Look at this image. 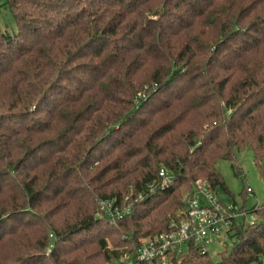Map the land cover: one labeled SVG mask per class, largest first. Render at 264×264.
Here are the masks:
<instances>
[{
    "label": "trees",
    "instance_id": "obj_1",
    "mask_svg": "<svg viewBox=\"0 0 264 264\" xmlns=\"http://www.w3.org/2000/svg\"><path fill=\"white\" fill-rule=\"evenodd\" d=\"M5 2L17 30L0 27V264L133 253L182 212L179 187L227 191L216 163L244 148L264 180V0ZM129 186L144 196L131 213L95 216ZM261 204L253 224H230L219 261L191 244L171 263L264 264Z\"/></svg>",
    "mask_w": 264,
    "mask_h": 264
},
{
    "label": "built area",
    "instance_id": "obj_2",
    "mask_svg": "<svg viewBox=\"0 0 264 264\" xmlns=\"http://www.w3.org/2000/svg\"><path fill=\"white\" fill-rule=\"evenodd\" d=\"M173 183V173L161 166L157 172L156 187L163 191ZM156 187L152 186L149 190L154 191ZM246 191L247 194L253 192L250 186ZM262 191L264 192V186ZM143 198L142 193H134L133 188L129 186V192L122 196L99 199L95 216L105 215L111 219H120L131 213ZM182 202V212L169 221L165 231L138 237L133 253H125L116 260V264H172V256L187 252L191 244L205 251L206 244L218 239L220 233L227 230L233 221H245L248 216L247 223L251 225L257 219L254 211H245L238 204L223 203L204 179L196 180L192 191L186 193ZM261 206L263 205L257 203L253 210ZM260 261L264 263V254Z\"/></svg>",
    "mask_w": 264,
    "mask_h": 264
},
{
    "label": "rangeland",
    "instance_id": "obj_3",
    "mask_svg": "<svg viewBox=\"0 0 264 264\" xmlns=\"http://www.w3.org/2000/svg\"><path fill=\"white\" fill-rule=\"evenodd\" d=\"M0 27L2 31L7 32L10 35H13L16 30V23L14 18L6 5L5 0H0ZM148 85H145L137 94L135 98V102L140 103L144 101L148 97ZM156 99V95H153L150 101L145 105L141 116H143L148 108L149 104L152 100ZM45 114V108L42 109L38 118H42ZM109 143L103 144L98 147L95 155H98L105 148L109 147ZM236 160L230 162L228 160H220L216 163V168L220 173L224 183L226 190L217 187L215 192L220 200L226 205H231L234 201L236 204L242 205L243 196L242 192L244 187L250 186L253 190V194L246 197L244 210H249L253 205L259 203H264V192L262 191V187L264 186V180L259 176V172L254 164V159L252 152L249 148H244L238 152H236ZM264 165V162H263ZM187 190L183 186L179 187L177 194L179 198H182L186 195ZM178 211V210H177ZM176 211V212H177ZM179 212L176 213V215ZM248 216L245 219V225H247ZM220 239L221 241H219ZM218 239H214L210 243L206 244L205 249L207 250L210 257L213 261H219L220 253L223 251L231 250L233 244L229 236L226 234V230H223ZM111 247V245H109ZM184 250V249H183ZM116 260H112L106 264H116Z\"/></svg>",
    "mask_w": 264,
    "mask_h": 264
}]
</instances>
